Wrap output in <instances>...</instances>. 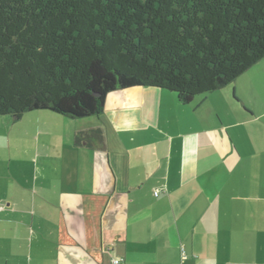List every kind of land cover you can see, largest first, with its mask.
Masks as SVG:
<instances>
[{"label": "crops", "instance_id": "1", "mask_svg": "<svg viewBox=\"0 0 264 264\" xmlns=\"http://www.w3.org/2000/svg\"><path fill=\"white\" fill-rule=\"evenodd\" d=\"M254 77L188 104L137 86L96 116L0 115V264H264Z\"/></svg>", "mask_w": 264, "mask_h": 264}, {"label": "trees", "instance_id": "2", "mask_svg": "<svg viewBox=\"0 0 264 264\" xmlns=\"http://www.w3.org/2000/svg\"><path fill=\"white\" fill-rule=\"evenodd\" d=\"M264 58V0H0V115H99L152 86L188 104Z\"/></svg>", "mask_w": 264, "mask_h": 264}, {"label": "rangeland", "instance_id": "3", "mask_svg": "<svg viewBox=\"0 0 264 264\" xmlns=\"http://www.w3.org/2000/svg\"><path fill=\"white\" fill-rule=\"evenodd\" d=\"M253 76L257 77L258 79L264 76V59L257 63L256 65H254L250 70L246 71L245 73H243L238 79L237 81H239V90L241 91H245L248 89L249 85H248V79L252 78ZM254 77V78H255ZM262 95H263V99H264V83H262L259 86ZM225 91H230L231 95L233 96V90H234V86L232 84L227 85L224 87ZM224 90H220V91H224ZM264 104V101H263ZM53 113V112H52ZM56 115V114H55ZM259 125L254 124L253 126V133L255 134V139H259Z\"/></svg>", "mask_w": 264, "mask_h": 264}, {"label": "built area", "instance_id": "4", "mask_svg": "<svg viewBox=\"0 0 264 264\" xmlns=\"http://www.w3.org/2000/svg\"><path fill=\"white\" fill-rule=\"evenodd\" d=\"M158 193H159V190L156 191V195H158ZM122 261H123V259H121V258H116V259H114V260L112 261V264H122Z\"/></svg>", "mask_w": 264, "mask_h": 264}]
</instances>
